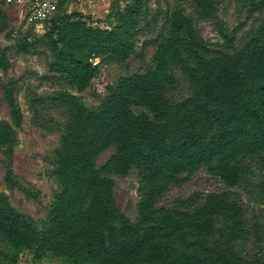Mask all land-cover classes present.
Returning <instances> with one entry per match:
<instances>
[{
  "label": "trees",
  "instance_id": "obj_1",
  "mask_svg": "<svg viewBox=\"0 0 264 264\" xmlns=\"http://www.w3.org/2000/svg\"><path fill=\"white\" fill-rule=\"evenodd\" d=\"M142 6L141 0L129 2L124 11L111 12L116 22L109 29L82 32L89 56L70 44H54L51 69L68 75L82 90L96 71L91 57L111 54L126 60L134 49ZM169 26L170 35L156 47L153 71L122 78L96 112L72 100L76 115L56 150L62 189L49 226L38 231L0 202V234L12 247L85 253L98 264H264L259 256L245 258L234 251L232 243L244 229L243 208L227 193L207 199L196 194L187 201L195 207L192 211L159 205L161 194L179 175L206 166L235 182L241 173L236 160L264 152V24L236 55L206 47L181 11L173 13ZM0 65L5 67L1 55ZM172 65L182 67L196 89L194 97L179 104L166 90ZM4 93L18 126L20 111L12 90ZM134 103L148 108L152 119L135 115ZM14 140L13 128L0 122V145ZM112 146L119 173L132 166L143 170L135 223L117 206L113 181L96 166L97 155ZM214 215L225 218L228 229L217 230Z\"/></svg>",
  "mask_w": 264,
  "mask_h": 264
},
{
  "label": "rangeland",
  "instance_id": "obj_2",
  "mask_svg": "<svg viewBox=\"0 0 264 264\" xmlns=\"http://www.w3.org/2000/svg\"><path fill=\"white\" fill-rule=\"evenodd\" d=\"M132 1L69 0L37 29L25 25L19 6L0 5V55L5 64L4 68L0 65V122L8 123L15 131L13 143L0 145V202L20 213L38 231L49 226L62 189L56 150L66 126L75 118L73 99L96 112L122 78L153 71L156 47L170 35L169 22L176 11L187 17L190 29L206 47L229 55L243 51L264 24V0H141L134 49L126 60L111 54L91 57L96 71L82 90L70 82L68 75L51 69L54 44H70L89 56L82 32L88 28L109 29L116 22L111 12L124 11ZM66 15L71 16L69 22H62ZM167 76L169 99L179 104L195 96V86L182 67L170 66ZM5 89L12 90L20 111L18 126L12 122ZM131 110L137 116L153 117L148 108L137 103L131 105ZM117 153L114 146L101 151L96 166L102 177L113 181L117 206L135 223L143 196V170L132 166L119 173L115 166ZM236 162L241 171L237 181H227L203 166L192 174L179 175L161 194L159 205L192 211L195 207L187 201L196 194L207 199L215 193H227L243 208L244 229L232 243L234 251L245 258L259 256L264 262V152L241 156ZM213 219L217 230L228 229L225 218L214 215ZM0 264L98 263L85 253L56 255L36 247L15 249L0 234Z\"/></svg>",
  "mask_w": 264,
  "mask_h": 264
},
{
  "label": "built area",
  "instance_id": "obj_3",
  "mask_svg": "<svg viewBox=\"0 0 264 264\" xmlns=\"http://www.w3.org/2000/svg\"><path fill=\"white\" fill-rule=\"evenodd\" d=\"M69 0H0L4 7L19 6L23 9V20L25 25L35 26L37 29L41 24L49 22L60 6Z\"/></svg>",
  "mask_w": 264,
  "mask_h": 264
}]
</instances>
